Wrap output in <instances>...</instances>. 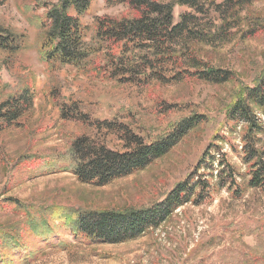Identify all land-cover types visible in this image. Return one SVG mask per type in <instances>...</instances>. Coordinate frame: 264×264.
Wrapping results in <instances>:
<instances>
[{"label":"rangeland","instance_id":"rangeland-1","mask_svg":"<svg viewBox=\"0 0 264 264\" xmlns=\"http://www.w3.org/2000/svg\"><path fill=\"white\" fill-rule=\"evenodd\" d=\"M2 1L0 34L22 36L23 45L15 53L0 49V102L28 86L34 95L31 110L0 132V264H264V191L248 183L245 125L226 117L238 92L264 71V0L242 11L228 39L198 45L209 66L233 72L231 81L145 85L136 84V74L109 77L90 66L45 63L41 3L52 0ZM157 1L174 4L175 23L192 12L176 0ZM125 14L123 4L92 0L81 19L86 41L97 18ZM62 110L89 123L62 119ZM193 115L202 121L142 170L103 186L79 183L71 172L69 148L77 136L122 151L120 135L97 122L123 125L150 143ZM255 145L264 150V130ZM195 180L210 186L135 239L92 243L72 234L78 213L146 208L176 184Z\"/></svg>","mask_w":264,"mask_h":264},{"label":"trees","instance_id":"trees-1","mask_svg":"<svg viewBox=\"0 0 264 264\" xmlns=\"http://www.w3.org/2000/svg\"><path fill=\"white\" fill-rule=\"evenodd\" d=\"M255 0H176L192 12L173 21V3L157 0H104L107 5L123 4L127 14L97 18L91 41H86L82 16L89 12L92 0L43 1L41 21V58L87 68L109 77L137 75L136 84L150 81L175 84L196 78L210 84H222L234 78L233 72L211 67L198 55V45L213 46L228 39L230 29L238 27L241 13ZM3 1L0 0V5ZM0 49L15 53L23 45L22 36L2 30ZM91 65H94L92 67ZM152 79V80H151ZM127 81L130 78H126ZM33 91L25 87L0 102V132L13 125L33 107ZM61 118L89 123L85 116L61 111ZM260 115L263 117L261 119ZM228 121L245 125L243 151L250 163L249 186L264 191V150L256 148L257 135L264 130V71L252 86L243 87L226 112ZM193 115L179 120L172 131L154 142L145 143L123 125L97 122L123 139L122 151L110 149L97 137L80 135L70 143L71 172L79 183L103 186L144 169L168 153L202 120ZM222 165V164H221ZM222 171H220L221 176ZM221 179V178H220ZM191 181V180H190ZM176 184L161 200L149 207L124 211L93 210L78 213L71 221L73 235L92 243H120L158 227L191 195L208 189L209 184L195 180ZM200 189V190H198Z\"/></svg>","mask_w":264,"mask_h":264}]
</instances>
